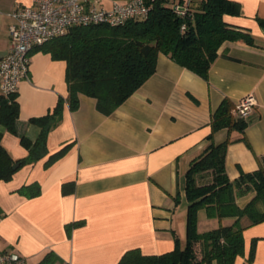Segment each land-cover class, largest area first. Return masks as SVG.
I'll use <instances>...</instances> for the list:
<instances>
[{
    "label": "crops",
    "instance_id": "1",
    "mask_svg": "<svg viewBox=\"0 0 264 264\" xmlns=\"http://www.w3.org/2000/svg\"><path fill=\"white\" fill-rule=\"evenodd\" d=\"M127 1L102 0L105 5ZM230 1L239 4L240 12L224 15V22L247 31L253 45L224 42L206 80L161 54L154 75L110 116L100 114L95 100L84 95L71 111L65 101L66 63L40 48L31 51L28 79L16 91L17 134L0 125L1 143L11 159L29 155L20 136L35 142L40 134L30 120L52 112L60 99L64 104L42 156L20 167L10 181H0L1 252L18 253L23 264H38L47 253L58 258L54 264H117L131 249L159 255L171 251L176 238L183 247L185 173L208 145L210 116L224 99L235 105L246 96L256 100L244 133L249 146L238 140L227 147L226 173L233 181L257 169L264 156V27L258 23L264 19V0ZM32 3L0 0V59L9 49L16 9ZM240 136L221 130L213 141ZM66 146L62 156L49 162ZM31 184L39 186L36 197L19 192ZM64 184L68 193H63ZM252 197H241L238 205L244 207ZM214 219L200 209L198 232ZM243 238L244 255L235 264H264V222L246 227Z\"/></svg>",
    "mask_w": 264,
    "mask_h": 264
},
{
    "label": "trees",
    "instance_id": "2",
    "mask_svg": "<svg viewBox=\"0 0 264 264\" xmlns=\"http://www.w3.org/2000/svg\"><path fill=\"white\" fill-rule=\"evenodd\" d=\"M150 4L145 17H135L119 27L103 25L74 26L61 37L36 46L50 53L55 60L66 63L65 81L68 96L65 100L75 111L80 95L95 100L96 110L110 116L130 96L154 75L159 55L206 80L220 46L226 41H240L253 45L252 36L244 30L224 22V15H237L238 3L230 0H193L186 15L176 12L181 0H146ZM264 27V19L258 18ZM64 100H58L52 112L30 121L40 127L35 142L20 136V143L28 150V157L13 160L2 146L0 133V181H10L26 163L40 158L48 131L61 118ZM235 104L224 99L211 114L208 145L194 158L185 173V196L188 202L185 245L175 239L171 251L159 255H145L139 249L126 251L117 264H235L244 255L243 230L264 222V156L258 167L230 180L225 167L227 147L238 140L248 145L245 129L248 119L235 115ZM19 115L16 93L0 95V125L16 135L15 123ZM235 130L239 139H226L215 144L214 135ZM249 146V145H248ZM68 146L51 156L49 162L62 156ZM18 165L16 169L14 166ZM63 185V193L70 189ZM27 197H36L39 186L31 184L19 190ZM253 193L244 206L238 199ZM203 209L208 218L233 219L228 225L205 232L197 230V212ZM0 216L2 210L0 208ZM255 240L252 241L248 261L252 262ZM58 258L47 253L38 264H54Z\"/></svg>",
    "mask_w": 264,
    "mask_h": 264
},
{
    "label": "built area",
    "instance_id": "3",
    "mask_svg": "<svg viewBox=\"0 0 264 264\" xmlns=\"http://www.w3.org/2000/svg\"><path fill=\"white\" fill-rule=\"evenodd\" d=\"M193 0H181L175 10L186 15ZM150 4L146 0L112 2L102 0H33L31 6L18 7L15 24L10 27L8 52L0 59V94H15L18 84L28 79L30 54L36 46L66 35L74 26L103 25L119 27L135 17H145ZM256 100L246 96L235 106V115L248 119ZM16 252H1L0 264H23Z\"/></svg>",
    "mask_w": 264,
    "mask_h": 264
},
{
    "label": "rangeland",
    "instance_id": "4",
    "mask_svg": "<svg viewBox=\"0 0 264 264\" xmlns=\"http://www.w3.org/2000/svg\"><path fill=\"white\" fill-rule=\"evenodd\" d=\"M216 223H213L212 226H205V227H201L199 228V230L201 229V231H209L211 229L217 228L218 226H220L221 224L219 223L218 219H214ZM223 225H228L227 223L223 224Z\"/></svg>",
    "mask_w": 264,
    "mask_h": 264
},
{
    "label": "water",
    "instance_id": "5",
    "mask_svg": "<svg viewBox=\"0 0 264 264\" xmlns=\"http://www.w3.org/2000/svg\"><path fill=\"white\" fill-rule=\"evenodd\" d=\"M17 167H18V165H15V166H14V169H16Z\"/></svg>",
    "mask_w": 264,
    "mask_h": 264
}]
</instances>
